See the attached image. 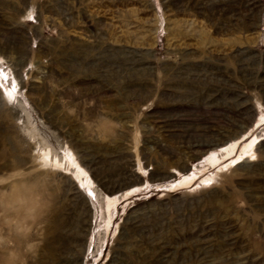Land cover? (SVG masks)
I'll use <instances>...</instances> for the list:
<instances>
[{
    "label": "rangeland",
    "instance_id": "obj_1",
    "mask_svg": "<svg viewBox=\"0 0 264 264\" xmlns=\"http://www.w3.org/2000/svg\"><path fill=\"white\" fill-rule=\"evenodd\" d=\"M0 264H264V0H0Z\"/></svg>",
    "mask_w": 264,
    "mask_h": 264
}]
</instances>
